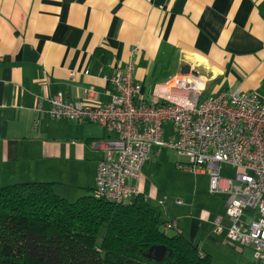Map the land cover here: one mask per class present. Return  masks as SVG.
<instances>
[{
	"label": "crops",
	"instance_id": "0c3cea01",
	"mask_svg": "<svg viewBox=\"0 0 264 264\" xmlns=\"http://www.w3.org/2000/svg\"><path fill=\"white\" fill-rule=\"evenodd\" d=\"M131 56L146 98L156 85L189 73L202 77L207 94L243 90L264 98V0H0V187L53 182L68 201L77 189L91 194L114 136L99 125L51 119L46 100L62 93L105 105L111 90L104 75ZM173 67L178 71L170 75ZM165 136H173L172 128ZM158 148L137 183L140 194L212 264L247 262L226 229L215 227L225 197L196 201L201 190L210 194L206 172L181 170L178 158L177 169L196 177L194 195L174 207L163 194L159 199L145 174Z\"/></svg>",
	"mask_w": 264,
	"mask_h": 264
},
{
	"label": "built area",
	"instance_id": "2783aa9c",
	"mask_svg": "<svg viewBox=\"0 0 264 264\" xmlns=\"http://www.w3.org/2000/svg\"><path fill=\"white\" fill-rule=\"evenodd\" d=\"M134 74L131 56L123 68L104 75L111 99L103 106L62 93L46 100L51 119L87 122L113 134L98 164L94 196L131 203L140 195L137 183L153 148L173 150L184 160L179 169L206 172L209 193L225 197L216 229H226L232 243L251 249L253 264H264V98L243 90L207 94V83L193 73L156 85L146 98ZM167 125L173 130L170 138L165 136ZM173 228V222L164 226Z\"/></svg>",
	"mask_w": 264,
	"mask_h": 264
},
{
	"label": "trees",
	"instance_id": "16d2710c",
	"mask_svg": "<svg viewBox=\"0 0 264 264\" xmlns=\"http://www.w3.org/2000/svg\"><path fill=\"white\" fill-rule=\"evenodd\" d=\"M53 182L0 187V264H212L181 232L167 231L141 194L127 205L92 193L74 202ZM164 246L162 262L144 257Z\"/></svg>",
	"mask_w": 264,
	"mask_h": 264
},
{
	"label": "rangeland",
	"instance_id": "374dc122",
	"mask_svg": "<svg viewBox=\"0 0 264 264\" xmlns=\"http://www.w3.org/2000/svg\"><path fill=\"white\" fill-rule=\"evenodd\" d=\"M178 70L173 67L172 69H169L170 75H174ZM164 81V80H161ZM165 130L168 132V130H171V126L167 125ZM178 161V155L175 151L165 148H158V156L155 157V159L149 164L147 167L145 174L148 178L149 182H152L155 184V186L160 190V197L166 196L169 198V201L167 202V206L174 207V202H177V200L183 199L185 202L191 199L194 195V187H195V181L196 177L190 173H184L177 169L176 163ZM224 172L228 175L233 174V170H228L227 168L224 169ZM203 185V179H198ZM203 189V188H202ZM206 190V189H203ZM64 191V190H63ZM62 190H59V193L62 194ZM81 192V193H80ZM88 192L86 190L82 193V189H77L76 196L71 197L70 202L76 201L78 198L83 197V195H87ZM204 199H215L218 202L220 200L216 198L213 195L207 194L205 192L200 191V194H198V197H196V201H198V205H202L205 200ZM169 207L173 212L175 211L173 208ZM198 213H200V209H198ZM172 233V231H171ZM245 258L247 259V262H239L237 259H231L226 262H223L221 264H250V259L252 258V250L251 249H244ZM225 259H228V257L225 256ZM222 260V259H221ZM213 264H218L216 261Z\"/></svg>",
	"mask_w": 264,
	"mask_h": 264
},
{
	"label": "water",
	"instance_id": "95a60500",
	"mask_svg": "<svg viewBox=\"0 0 264 264\" xmlns=\"http://www.w3.org/2000/svg\"><path fill=\"white\" fill-rule=\"evenodd\" d=\"M189 66H184L182 69V73L186 74L189 72ZM168 250L164 246H153L151 247L147 253L144 254V257L146 259L156 261V262H162L164 258L167 256ZM168 255H171V252L168 253Z\"/></svg>",
	"mask_w": 264,
	"mask_h": 264
}]
</instances>
